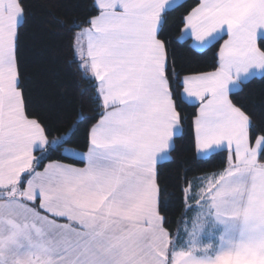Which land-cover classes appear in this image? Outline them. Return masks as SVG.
<instances>
[{
    "label": "snow or ice",
    "instance_id": "obj_1",
    "mask_svg": "<svg viewBox=\"0 0 264 264\" xmlns=\"http://www.w3.org/2000/svg\"><path fill=\"white\" fill-rule=\"evenodd\" d=\"M40 6L0 0V264H264V0ZM186 141L222 164L169 185Z\"/></svg>",
    "mask_w": 264,
    "mask_h": 264
},
{
    "label": "trees",
    "instance_id": "obj_2",
    "mask_svg": "<svg viewBox=\"0 0 264 264\" xmlns=\"http://www.w3.org/2000/svg\"><path fill=\"white\" fill-rule=\"evenodd\" d=\"M46 0H36L37 7L36 12L38 18H44L46 16V9H43L40 5H42ZM57 30L53 29L52 34H50L47 38V43L49 45V51L56 57V64L60 65L62 67V76L65 79V82L69 85V87L72 86L71 84V76L68 74L69 70L66 66H63L62 61L59 59L60 53H61V43L64 40L63 36H58L55 34ZM178 55H182L186 59H192V54L186 50H178ZM212 57V53H207V56L205 57H197V59H203L204 61L210 60ZM193 66H200L204 67L203 64L201 65H193ZM250 89L254 93L255 96H259L260 91L262 88H264V84H261L259 80L254 81L250 86ZM55 158V157H53ZM175 162H165L162 168V172L164 175L165 180L169 185L174 184L175 177L178 172L181 174L186 169H191L189 172V176L197 175L201 172V170L204 171H211L217 167H219L222 164L223 157L222 156H215L213 159L208 160H198L194 157V153L190 149V147L187 144V141L185 142V150H183L178 156L174 157ZM169 192H174V188L169 187ZM170 217L178 216L179 213L175 210V198L173 197V204L169 212Z\"/></svg>",
    "mask_w": 264,
    "mask_h": 264
}]
</instances>
